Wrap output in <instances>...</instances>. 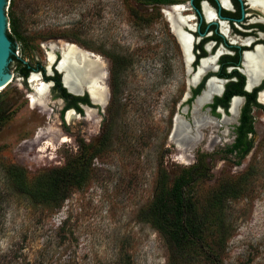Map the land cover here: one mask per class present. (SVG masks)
<instances>
[{"label": "rangeland", "instance_id": "rangeland-1", "mask_svg": "<svg viewBox=\"0 0 264 264\" xmlns=\"http://www.w3.org/2000/svg\"><path fill=\"white\" fill-rule=\"evenodd\" d=\"M164 6L11 0L8 31L13 12L17 56L48 67V44L76 43L102 57L111 98L105 112L67 122L65 103L52 90L44 105H31L34 90L13 60V79L0 91V264H264V102L253 109L250 150L231 151L238 119L221 122L224 114L208 105L194 111L191 67ZM112 56L123 58L113 78ZM177 120L187 127L183 139L175 133ZM208 121L217 124L200 130ZM14 165L31 187L54 168L86 176L61 200L41 203L21 192ZM247 170L240 197L224 204L219 236L225 242L217 258L208 250L171 248L141 217L159 189L183 183L186 195L203 206ZM212 230L208 236L219 242Z\"/></svg>", "mask_w": 264, "mask_h": 264}, {"label": "flooded vegetation", "instance_id": "flooded-vegetation-1", "mask_svg": "<svg viewBox=\"0 0 264 264\" xmlns=\"http://www.w3.org/2000/svg\"><path fill=\"white\" fill-rule=\"evenodd\" d=\"M156 3L165 5L161 8V11L169 22L170 31L175 35L181 46L184 60L190 64L192 90L188 92L189 100L193 101L195 99V103L198 97L207 90L209 82L211 80L217 81L220 88L205 105H208L212 111L222 112L224 114L223 119H221L222 122L227 113L232 115L233 103L237 98L239 99L238 112L235 117V120L238 119V121L234 127L235 142L238 135L237 128L242 123L243 111L248 103V94L252 95L249 105L252 124L254 123L253 109L261 106L263 104L261 102H264L261 99V94L264 92V75L257 82L250 83L246 69L247 55L254 54L259 48L263 51L262 65L264 67V10L255 6L251 0H171L170 2ZM177 5H182L181 13L175 11L178 17L176 28L178 32L174 30V26L165 12L166 8L170 9ZM180 33L188 37L187 48L181 44L178 36ZM58 56L60 57V53ZM206 62L209 63V66L201 70ZM33 65L38 70H32L27 78L23 76L24 80L29 82L32 90L29 79L35 72L42 74L43 80L52 82V93L65 103L61 115L64 116L66 112L65 119L67 122H69L66 118L69 110H74L79 117H82L80 113L84 111L85 116L83 117L86 118L87 110L86 107H83L86 104L99 108V114L105 112L107 106L103 111L102 106L94 105L88 93L75 96H88L90 103L67 97L62 88H66L62 82V73L55 68V64L52 66L53 71L51 74L44 64L37 62ZM56 71L60 73V79H58ZM58 80H60L62 86L58 84ZM51 90L49 91L50 94ZM67 92L70 93L68 90ZM229 93L232 94L227 106L221 102L216 103V98H224ZM47 107L45 105V108ZM250 134L251 132H249Z\"/></svg>", "mask_w": 264, "mask_h": 264}, {"label": "trees", "instance_id": "trees-1", "mask_svg": "<svg viewBox=\"0 0 264 264\" xmlns=\"http://www.w3.org/2000/svg\"><path fill=\"white\" fill-rule=\"evenodd\" d=\"M150 1L163 3L170 2L171 0ZM10 15L13 32H8V34L13 42L14 52L12 54V60L17 63L20 74L27 78L32 70H38V68H36L33 63L29 61L26 62L24 58L16 55V40L14 38V33L18 31L17 21L13 12H11ZM141 17L144 18L143 15ZM122 69L123 58L121 56H112V78L118 77ZM56 75L58 79H60V73L56 71ZM58 84L62 86L60 80H58ZM62 88L67 97L90 103L88 96L79 97L71 95L67 92L66 88ZM231 94L232 93H229V95L224 98H216V103L218 104V102H221L227 106ZM248 96V103L244 108L243 117L241 119L242 123L237 128L238 135L236 141L232 144L231 151L246 152L250 150L251 147L249 132H252L253 124L249 114V105L252 95L248 94ZM18 170L20 169L17 165L11 167V171L18 175L23 185L21 192L29 194L32 199L41 203L56 199L61 200L65 196L68 186H81L86 176L82 170L74 172L68 167L54 168L47 173V180L44 181L42 185L31 187L26 181V174H21ZM249 175L250 170H247L243 173L240 182L225 183L219 187L207 204L203 206H197L192 199L186 195L183 183L178 182L172 189H159L152 202L141 210V217L150 221L153 226L161 232L171 248H176L179 251H184L189 247H193L192 249L198 250L199 252L208 250V252L212 253V257L215 255V258H217L219 257V246L225 242V240L221 239L219 236L226 221L224 217V204L228 200L240 197L243 190L242 186L245 184V180ZM210 230L217 235H215L217 239L218 237L220 238V241L218 240L219 242H217L216 239V242L210 239L211 237L208 236Z\"/></svg>", "mask_w": 264, "mask_h": 264}, {"label": "bare ground", "instance_id": "bare-ground-1", "mask_svg": "<svg viewBox=\"0 0 264 264\" xmlns=\"http://www.w3.org/2000/svg\"><path fill=\"white\" fill-rule=\"evenodd\" d=\"M251 1L254 3L255 6L261 7L264 10V0H251ZM181 10H182V5L181 6L177 5V6H173L170 9L167 8L165 9V12L170 18L172 25L174 26V30L176 32H178L176 29L178 26V17L176 16L175 11L180 12ZM178 36L183 47L187 48L188 37L181 33L178 34ZM47 46H49L50 49L48 51L50 62H52L53 59L55 58V52L57 50L62 52L63 59L59 67L60 69H62L63 73L65 74L64 78L67 85H69L72 89L77 91H81L83 87H87L93 94L94 100L97 102L103 99L107 101L109 100V93L107 88L108 73L106 71V67L104 66L101 57H98V55H96L93 51L84 49L78 46L76 43H72L70 41L65 42L63 47L60 49L59 46H57V44H53V43L48 44ZM262 59H263V51L261 50V48H259L254 54L247 55L246 69L249 75L250 83L257 82L260 79V77L264 75V67L262 65ZM93 61L99 64V66L101 67L100 70L99 69L95 70L94 68L95 65ZM207 66H209V63L206 62V64H204L203 67H201V70H203ZM30 83L34 87L33 88L34 91L29 93L31 105L32 106H36L40 104L44 105L46 100H48L46 99L47 98L46 94L49 92L50 83H46V81H44L40 76V74L38 73L32 74L30 78ZM219 88L220 85L218 84V82L215 80H211L209 82L207 90L198 97L197 101H195L194 111H197L198 109H200V107H202L207 102H209L213 94L216 93L219 90ZM2 90L3 89H0V91ZM261 99L264 101V92L261 94ZM238 104H239V99L237 98L232 106V115L230 116L225 115V118L223 120L225 123H229L233 120L235 121V117L238 112ZM47 108L49 110V107ZM47 108L45 110H47ZM86 110H87V115H86L87 118L96 116L98 112V110L95 107H90V108L86 107ZM78 117H79L78 113H76L74 110H69L66 118L69 122H72ZM216 124L217 123L215 121L214 122L208 121L205 122L204 126L203 124L202 126L199 124L200 125L199 127H202L200 130H203L206 127H215ZM185 130H187V127L184 121L177 120L175 133L178 135L180 139L186 137L187 134L184 133L186 132ZM66 139L67 138H63V140ZM182 147L187 148L185 144Z\"/></svg>", "mask_w": 264, "mask_h": 264}, {"label": "water", "instance_id": "water-1", "mask_svg": "<svg viewBox=\"0 0 264 264\" xmlns=\"http://www.w3.org/2000/svg\"><path fill=\"white\" fill-rule=\"evenodd\" d=\"M10 2L11 0H0V89H4L6 88L9 83L12 81L13 79V73H14V69H15V65L14 62L12 60V54L14 52L13 50V42L11 40V38L9 37L8 34V28H9V19H8V13H9V7H10ZM16 55L20 54L17 50L15 51ZM60 53V57L58 56V53L55 52V58L53 59V61L48 65V70L50 72V74L53 71L52 66L55 64V68L62 73V82L64 84V86L67 88V90L74 95H84L86 93L89 94L90 98H91V102L94 105H100L102 106V109L104 111V108L107 106V104L109 103V100H101L99 102L95 101L93 98V94L91 93V91L87 88V87H83L81 91H77L72 89L69 85H67V83L65 82V78H64V73L62 71V69H60V63L63 59V54L62 52ZM96 54V53H95ZM98 57H101L99 54ZM91 58V57H90ZM94 59V58H92ZM94 65H95V70L99 69L100 70V66L98 63H96L95 61ZM40 76L42 77V74H40ZM31 78V77H30ZM30 80V79H29ZM45 81V80H44ZM46 83H50L49 85V91L51 90V85L52 82H47ZM32 88L33 85H32ZM108 88V85H107ZM109 93V99H110V91L108 90ZM85 107H91L88 104L83 106ZM97 110L99 108H96Z\"/></svg>", "mask_w": 264, "mask_h": 264}]
</instances>
